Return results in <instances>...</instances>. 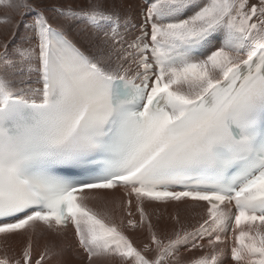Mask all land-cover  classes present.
Segmentation results:
<instances>
[{
  "label": "snow or ice",
  "instance_id": "snow-or-ice-1",
  "mask_svg": "<svg viewBox=\"0 0 264 264\" xmlns=\"http://www.w3.org/2000/svg\"><path fill=\"white\" fill-rule=\"evenodd\" d=\"M122 8L0 0V264H48L69 226L86 264H264V0ZM153 203L201 221L158 233Z\"/></svg>",
  "mask_w": 264,
  "mask_h": 264
},
{
  "label": "bare ground",
  "instance_id": "bare-ground-1",
  "mask_svg": "<svg viewBox=\"0 0 264 264\" xmlns=\"http://www.w3.org/2000/svg\"><path fill=\"white\" fill-rule=\"evenodd\" d=\"M117 2L122 3L123 2V8L122 12H127L129 9L133 11H139L143 5V3H136L135 0H117ZM4 14H12V10L10 9H0V16H3ZM21 32H23V29H21ZM11 33L8 30V27L6 25L0 24V40H4L7 38H10ZM115 196L119 197L120 193H115ZM153 206V205H151ZM155 229L156 226H154ZM75 231V230H74ZM129 235L133 239L134 243L137 244V246H142L143 243L149 242L148 239V231L147 227L145 226L142 228L139 232H129ZM37 247L36 251H43L44 246L48 245L50 247H53L55 251L61 252L62 254L60 256H55L52 259L48 260V264H71L73 263L72 260H77L74 258L80 259L76 254L79 252H73V253H66L62 247V240L60 236L53 235L52 233L45 232V234L41 237H37ZM26 240L22 237H11L7 242V254L9 256H12L14 254L19 253L20 249L25 245ZM206 243V240H205ZM5 254V244L2 240H0V256H3ZM201 253L199 251H187L186 249H182L181 256L184 260H190L196 256H199ZM86 257V254L84 253V256H82L81 259H84ZM86 260V259H85ZM81 264V263H80ZM86 264V263H85ZM113 264H117V262H113ZM224 264H231L230 260H226Z\"/></svg>",
  "mask_w": 264,
  "mask_h": 264
},
{
  "label": "rangeland",
  "instance_id": "rangeland-1",
  "mask_svg": "<svg viewBox=\"0 0 264 264\" xmlns=\"http://www.w3.org/2000/svg\"><path fill=\"white\" fill-rule=\"evenodd\" d=\"M118 3H120V2H118ZM122 4H123V2H122ZM204 243H205V241H204ZM81 261H84L83 263L81 262V264H85L86 263L85 259H81ZM71 264H80V263L73 261V263H71Z\"/></svg>",
  "mask_w": 264,
  "mask_h": 264
}]
</instances>
